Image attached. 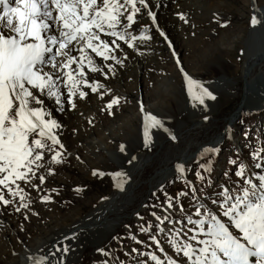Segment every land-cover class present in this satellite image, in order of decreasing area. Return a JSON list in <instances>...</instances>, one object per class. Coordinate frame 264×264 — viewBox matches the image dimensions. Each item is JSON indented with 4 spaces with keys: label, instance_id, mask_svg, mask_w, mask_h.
Here are the masks:
<instances>
[{
    "label": "snow or ice",
    "instance_id": "1",
    "mask_svg": "<svg viewBox=\"0 0 264 264\" xmlns=\"http://www.w3.org/2000/svg\"><path fill=\"white\" fill-rule=\"evenodd\" d=\"M160 8V0H0V215L19 213L24 221L30 220L29 212L38 215L27 190L45 191V173L51 176L62 170L72 155L63 143L66 125L61 117L80 112L82 104L93 100L102 102L101 114L113 117L122 98L111 81L129 60L144 54L140 47L150 50L158 36L168 49L174 48L159 23ZM177 15L188 23L183 13ZM249 24L256 28L264 19L253 14ZM137 30L138 36L133 34ZM176 65L189 98L197 89V99L207 111L205 101L217 96L192 79L180 60ZM150 127L162 130L173 142L177 139L163 120L145 114V149L151 150ZM244 136L251 149L249 161L239 155L229 159L227 179L214 194L211 175L219 146H203L194 167L175 163L174 181L182 182L181 189L170 195L158 186L164 199L153 192L151 219L136 214L137 231L145 239L128 236V224L123 226L124 236L111 237L117 249L126 239L140 247L124 251V259L112 246L97 249L105 257L102 264H264V138L253 145L248 133ZM226 138H232L231 129ZM119 150L124 153L125 146ZM136 160L131 156L128 163ZM119 189L124 191L123 184ZM49 191L59 194L56 188ZM185 200L190 208L184 207ZM40 202L55 201L42 195ZM19 231H24L23 225ZM77 235L65 234L39 258L29 254L25 264H66Z\"/></svg>",
    "mask_w": 264,
    "mask_h": 264
},
{
    "label": "rangeland",
    "instance_id": "2",
    "mask_svg": "<svg viewBox=\"0 0 264 264\" xmlns=\"http://www.w3.org/2000/svg\"><path fill=\"white\" fill-rule=\"evenodd\" d=\"M233 1L235 0H163V10L165 11L158 14V18L159 20H171V22H173L172 25L176 27L175 31L177 30L178 33L175 44L176 46L178 45V48L175 51L178 55L177 59L182 62V66H184L187 73H195V76L201 78V80H199L200 83H208L209 80L217 78L221 73L224 75L226 74L225 76L234 82V86L232 84L233 87L230 86L229 89H224L225 91L217 93V113L212 117L213 120H208L203 124L201 123L202 126H205L204 130L198 133H190L194 126H191L192 124L188 122L189 120L187 121L185 114L179 115L175 119L171 118L172 120L169 121L168 124L172 125V127L181 124L177 132L179 140L175 142L168 141L161 147L151 148V150L142 147H139L140 149L138 148L137 151L132 150L136 156L142 158H147L149 156L151 159L146 163L147 166L145 169H141L130 177L129 180L133 183L134 187L133 191L128 193L133 200L130 205L126 206L124 211H122L123 214L128 215L137 209V213L144 216L146 220L151 219L150 206L156 200V197L153 196V192L157 191L158 188L152 190L148 186V183L154 172L163 167L162 161L165 156L168 154L169 157L172 158L173 154L178 155L185 146L184 142H202L207 141V139H215L216 134L224 132L226 128V119H228L235 108L241 103L243 99L242 83L238 75L232 72L229 66L234 62L238 64L241 63L243 40L246 37V28H248L250 24L246 21L247 19L238 17V13L235 11L234 6L236 4ZM203 3L211 6L213 9L211 10L210 8L208 12H201L198 7ZM177 13H183L188 23L185 24L181 21ZM220 23H226L227 26L221 28L219 26ZM144 26L147 25L145 24ZM175 31L173 29L168 32L170 34V32L174 33ZM133 34L138 36L139 30L135 31ZM233 34H240L243 38L239 39V41H237L238 43H236L231 50H215L212 51L213 55L211 57H205L206 53L211 52L209 49L210 46L214 44L213 46L215 48H219L221 45L224 47ZM173 35L176 36V33ZM221 37L223 38L220 39ZM218 41L219 43H217ZM153 45L155 46L154 43ZM207 48L210 50L209 52H206ZM167 50L166 56L163 57L161 52L156 50L154 52V50H149L142 46L139 51L144 54L129 60L127 62L128 66L120 70L122 75L120 74L118 76L119 85L116 79L111 85V87L115 88V90L113 89L114 92L122 98L120 100V106L116 108L113 117H105L101 114L99 108L103 106L102 102L93 100L88 105L82 104L80 106V112H76L75 114L69 113L61 118H66L65 120H67L68 116H72L73 120L74 118L80 119L77 125L84 126L85 131L88 129L97 132L102 131L104 137H108L105 141V146L108 150H116L122 153L119 149L120 145H124L127 151L128 148H130V144L134 143L136 137L143 131L144 117L141 116V105L146 109L149 107V102L158 101L157 107L150 109V112L153 116L159 117V115H163L162 113L164 112H169L174 110V108L180 107L181 100L179 98L181 96L184 95L185 98H189L187 89L182 84V76L174 62L175 60L172 58V55L168 53L170 49ZM170 51L172 52V49ZM133 62L137 64L134 65ZM136 65H138V70L136 69ZM262 74H264V70ZM101 80H103L102 77ZM136 88L139 93L138 103L133 101V99L132 101H128L125 97L126 92L128 89ZM178 95L181 96L178 97ZM191 100L197 101L193 96ZM115 107L116 106H114V108ZM133 113L137 114V116L140 114L141 118L128 124V119ZM92 117H95V119L89 123L88 118ZM70 123L71 121H66L64 124L68 125ZM201 125L197 127H201ZM106 126L110 128L113 126L118 127L117 137L120 139L115 137H111L110 139L109 130L107 129L108 131H105ZM96 128H98V130ZM244 133H248V141L253 145L258 138H264V111L242 115L231 129L232 138L230 140L226 138L225 142L219 145L221 151L214 158V168L211 175L213 181V194L215 189L219 185L225 183L227 179L225 172L230 170V166L227 163L229 159H233L239 155V157L246 162L249 161L251 149L248 147V144L245 143ZM105 134L108 135L106 136ZM72 136L74 135H68L66 138L63 136L65 139L63 143L67 146L69 152L74 150V156L71 155L68 163L64 164L62 170L56 171L54 175L49 176L45 173V191L34 192L27 190L29 191V198L34 201L33 209L38 212V215L31 216L29 212L27 214L30 216V220L24 221L22 215L19 213H12L11 215L8 213L3 214L9 219L11 228L15 231V234L12 243L8 242V247L4 248L6 251L2 252L3 247L2 245L0 246V254L2 253V256H0V264H7L16 260L20 262V253L22 251L19 250H23L26 246L33 248L37 243H41V245L44 244V246L39 249L40 252L39 255H37L39 258L43 255V251L48 248L49 242H46V239L49 236H55L58 230L71 229L74 223L82 220L96 208L99 202L105 200V197L109 198L116 196L119 199V203L120 201L122 202V193L118 192L115 186L112 187L113 182L109 176L115 169L114 165L106 160L98 163V158L102 156L101 151H97L95 148L89 149L82 146L79 142L80 140L76 141L74 139L75 137ZM150 137H153V134H150ZM76 156L80 157L79 161L75 159ZM190 165L194 167V161ZM94 171L96 173L97 171H102V175L97 174L93 176L92 173ZM187 178L191 181L193 176L189 175ZM126 186L127 183H124L123 187L126 188ZM162 187L171 195L177 193L178 190L181 189L182 182L174 181L173 176L168 179ZM52 188L58 189L59 194L50 192L49 190ZM76 188H79L80 191H74ZM126 191L127 189L124 193H126ZM127 194L125 196H128ZM42 195H51L55 202L52 204L41 203L40 197ZM157 195L161 200L164 199V196L158 191ZM184 207L190 208L191 204L185 200ZM177 215L179 214L177 213ZM128 217V219H123L114 231L99 244L92 243L91 235L80 233L78 235L79 238H77L81 240L82 244L76 264H102L105 257L100 255L97 249L107 250L108 246H112L114 254L118 255L121 259H124L123 252L129 250L130 247H140L135 245L132 240L126 239L123 241V247L117 249L115 247V242L111 239L113 235H125L126 229L123 227L125 224L131 226V230L127 231L128 236L135 235L139 239H145V237L137 231L139 226L137 223V216L134 218L128 215ZM20 225H23V232L19 231ZM42 249L43 251H41ZM14 252L16 255H13Z\"/></svg>",
    "mask_w": 264,
    "mask_h": 264
},
{
    "label": "bare ground",
    "instance_id": "3",
    "mask_svg": "<svg viewBox=\"0 0 264 264\" xmlns=\"http://www.w3.org/2000/svg\"><path fill=\"white\" fill-rule=\"evenodd\" d=\"M163 0H160L161 8L158 10V14L163 13L164 7L162 4ZM236 5L235 11L238 13V17L241 19H247L246 21L249 22L251 15L255 14L259 19H264V0H235L233 1ZM172 3V2H171ZM232 3V2H231ZM242 4V5H241ZM211 5V4H210ZM231 5V4H229ZM241 5V6H240ZM205 3L199 5L198 8L201 10V12H208L210 10L211 6H209ZM213 8H211L212 10ZM259 11H256V10ZM195 11V10H194ZM211 12V11H210ZM210 14V13H209ZM159 17V16H158ZM202 19V18H201ZM200 19V20H201ZM199 20V19H198ZM159 23L163 29L166 30V34L169 36L171 42L174 45V48L172 51L176 53V49L178 48V45L176 46V37H177V30L175 31L176 27L172 25L173 22L171 20H159ZM249 24V23H248ZM169 28V29H168ZM171 28V29H170ZM174 29V33L169 32ZM246 37L243 40V49H242V56H241V63L234 62L230 64V69L232 72H235L238 75V78L241 80L242 83V100L241 103L238 105V107L235 108L233 113L226 119L225 125L226 128L224 132H219L216 134L215 139H207V141H187L184 142L185 146L181 150V152L178 155L173 154L172 158L169 157L167 154L165 158L163 159V167L156 170L154 174L151 176V180L149 181V187L150 189H156L158 186H162L168 179L172 178L174 176V165L177 162H184L187 165L192 164L194 161V158L196 157L197 153L203 146H212V145H222L227 137V132L229 129H232L235 125V122L242 116V115H249L258 113L261 111H264V74H262V71L264 70V25L257 26L256 28L248 27L246 28ZM176 33V36L173 34ZM171 36V37H170ZM179 37V36H178ZM221 37L220 39H222ZM241 35L239 34H233L229 39L228 43L224 45V47L221 45L219 48H215L213 45L210 46V53H206L205 57L208 58L213 55L212 51L215 50H231L237 41L239 39H242ZM162 38L155 37L153 43H151V49L161 52V54L166 56V51H168L166 42H161ZM224 41V40H223ZM216 43V42H215ZM219 43V41L217 42ZM222 44V43H220ZM218 45V44H217ZM216 46V45H215ZM179 50V49H178ZM210 50H206V52H209ZM228 52V51H227ZM171 54V51L169 52ZM154 54V53H153ZM169 54V55H170ZM228 54V53H225ZM177 54L175 57L172 56V58L175 60L176 63ZM153 59V58H152ZM204 59V58H202ZM135 61V60H134ZM132 63V62H131ZM134 63V62H133ZM130 64V63H129ZM137 64L136 62L134 65ZM131 66V65H130ZM138 65H136V69ZM184 67V66H183ZM138 70V69H137ZM143 70V69H142ZM191 72V71H190ZM228 72V71H227ZM122 75L121 71H119L118 75L112 79L111 85L114 83L115 79L118 82L119 80L118 76ZM226 75V74H225ZM224 74H220L217 78L209 80L208 83H201L203 86L208 87L209 90L213 91L215 95L219 92L225 91L224 89H229V87L234 86V82L231 81L229 78H227ZM211 76V75H210ZM190 77L195 80H201V78L195 76V73H190ZM206 78V77H205ZM234 80V79H233ZM200 82V81H199ZM164 83V82H163ZM121 84V82H120ZM233 84V86H232ZM110 85V86H111ZM113 88V87H112ZM130 88V87H129ZM115 90V88H113ZM126 92V91H125ZM143 92V91H142ZM159 92V91H158ZM197 89H193L192 96L197 101H192L188 97L185 98V96H179V99L181 100V106L178 108H174V110L169 112L162 113L163 115H159V117H156L157 119H161L164 122V126L168 127L172 134L176 136V141L178 139V130L181 127V124H177L176 126L172 127V125H168L169 121L172 119H175L179 115H186V119L189 123H191V126H194L193 129L190 131L192 132H200L201 130L205 129V126H202L201 123H205L204 116H207L209 120H213V116L217 113V106L216 101H205V104L207 106V111H204V105H200L198 99H197ZM149 95V94H148ZM175 96V95H174ZM125 97L128 99V101H135L138 103L139 101V93L138 89H128L126 92ZM171 97V96H170ZM169 97V98H170ZM147 102V101H146ZM158 102V101H157ZM157 102L151 101L149 102V107L146 109L143 108L142 117H144L145 114L152 115L150 112V109L157 107ZM147 104V103H146ZM130 109V108H129ZM168 111V110H167ZM140 114L137 116V114L133 113V115L130 116L128 119V124L130 122L136 121L139 118H141ZM172 118V119H171ZM66 119V118H65ZM62 118L63 122L66 123V121H71L70 124L66 125V130L64 132V137L66 138L68 135L75 137L74 139L76 141H79L82 146H85L86 148L93 149L95 148L97 151H101L102 156L98 158V163H101V161H110L114 165V171L110 173V179L112 180V187H116L117 191L122 193V202L120 201L118 197H109L108 199L103 200L102 202H99L89 214H87L82 220L77 221L74 223V226L71 227V229L68 230H58L55 234V236H49L46 239V242H49L48 247L51 245L52 242L56 241L57 239L63 238L65 234H69L71 231L77 229V228H86L88 226L91 227V229H77L75 232L79 235L80 233H87L91 235V240L93 244H99L101 241H103L105 238H107L114 229L119 225V223L123 219H128V215L132 217H136L137 209L131 212L130 214L126 215L123 214L122 211H124L125 207L130 205L133 198L129 194L131 191H133V183L129 180L130 177L133 174H136L141 169H145L147 166L146 163L149 162L151 159L149 158H142L140 156H136L133 151L140 147H143V131H144V124H143V131L139 134L138 137H136V140L134 143L130 144V148H128L127 151L124 153H120L116 150H108L105 146V141L108 139V137H104L102 131H92L91 129L85 131L84 126H78L77 123L80 122V119L74 118L72 119V116H68V119L65 120ZM73 121H72V120ZM84 119V118H83ZM83 119H82V125H83ZM206 121V122H207ZM85 122V120H84ZM68 123V122H67ZM85 124V123H84ZM77 125V126H76ZM201 125V127H197ZM171 126V127H169ZM75 128L76 132L73 134L72 129ZM93 129V128H92ZM98 130V128H96ZM109 130V137H115L117 139H120L118 136V127L113 126L112 128L107 127L106 130ZM107 130V131H108ZM120 131V130H119ZM149 136L150 134H153L152 138V144L151 148H159L164 143L171 141L168 138V135L164 133L162 130L158 128H149ZM130 133V132H129ZM106 135V134H105ZM108 135V134H107ZM106 135V136H107ZM131 135V134H130ZM136 136V135H135ZM130 137V136H128ZM127 137V138H128ZM79 138V139H76ZM65 140L64 138H62ZM183 139V138H182ZM74 140V141H75ZM181 141V140H180ZM179 143V142H178ZM183 144V143H182ZM176 146V144H175ZM139 148V149H140ZM133 150V151H132ZM90 151V150H89ZM177 151V150H176ZM95 152V151H94ZM72 156H74V150H72ZM194 154V155H193ZM100 155V154H99ZM131 156H136L137 160L133 161L131 164L128 163V160L131 158ZM102 171H97V174H101ZM115 173H123L122 176L115 175ZM127 183L126 188H124V191L127 189L126 193L124 191H120L119 185ZM136 186V185H135ZM117 192V193H118ZM129 192V193H128ZM124 193V194H123ZM128 193V194H127ZM128 196H125V195ZM121 199V198H120ZM0 208H2L0 206ZM139 211V210H138ZM55 231V230H54ZM15 231L11 228V223L7 217L4 215H0V246L2 245V252L6 251L4 248L8 247V242L12 243L13 237H14ZM77 235V237H78ZM45 237V236H44ZM43 237V238H44ZM46 238V237H45ZM79 238V237H78ZM76 239L75 241V251H70L69 254L66 257V264H76L77 259L80 252L81 247V240ZM42 241V240H40ZM90 243V244H92ZM10 245V244H9ZM44 246V244L41 245V243H37L36 246L33 248L26 246L22 251L21 254V260L20 262L14 261L7 264H25L26 258L29 254L33 255L35 258H38L37 255H39V252L41 247ZM47 249L43 251V254H45ZM18 252V251H17ZM2 256V253L0 254ZM20 259V258H18Z\"/></svg>",
    "mask_w": 264,
    "mask_h": 264
},
{
    "label": "water",
    "instance_id": "4",
    "mask_svg": "<svg viewBox=\"0 0 264 264\" xmlns=\"http://www.w3.org/2000/svg\"><path fill=\"white\" fill-rule=\"evenodd\" d=\"M224 130H225V129H224ZM193 155H194V154H193ZM77 229H91V227L88 226V227H86V228H77ZM77 229H75V230H77ZM75 230L71 231V232L69 233V235H70L71 233L75 232Z\"/></svg>",
    "mask_w": 264,
    "mask_h": 264
}]
</instances>
